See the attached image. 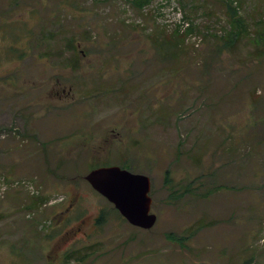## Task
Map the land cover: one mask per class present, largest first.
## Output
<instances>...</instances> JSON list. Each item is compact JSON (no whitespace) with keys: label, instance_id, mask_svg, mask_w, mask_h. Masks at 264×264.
I'll return each mask as SVG.
<instances>
[{"label":"rangeland","instance_id":"obj_1","mask_svg":"<svg viewBox=\"0 0 264 264\" xmlns=\"http://www.w3.org/2000/svg\"><path fill=\"white\" fill-rule=\"evenodd\" d=\"M237 1L227 49L223 0H0V264H264V0ZM107 167L151 179L152 229Z\"/></svg>","mask_w":264,"mask_h":264},{"label":"water","instance_id":"obj_2","mask_svg":"<svg viewBox=\"0 0 264 264\" xmlns=\"http://www.w3.org/2000/svg\"><path fill=\"white\" fill-rule=\"evenodd\" d=\"M85 180L94 191L111 203L133 227L152 229L157 216L151 213V179L119 167L92 170Z\"/></svg>","mask_w":264,"mask_h":264},{"label":"trees","instance_id":"obj_3","mask_svg":"<svg viewBox=\"0 0 264 264\" xmlns=\"http://www.w3.org/2000/svg\"><path fill=\"white\" fill-rule=\"evenodd\" d=\"M225 9L229 15L228 24L230 27V31L226 35L225 47L229 49L232 46H235L237 42L243 37H250L252 34L250 33V26L248 25L247 20L240 15V7L239 2L237 0H223ZM151 3V0H132V4L136 9L143 10L147 5ZM254 30L257 32L255 38L256 44L260 46L258 58H264V17L260 16L256 20L253 21ZM193 26L190 25L186 30L185 34H191L193 32ZM180 34V28L177 30V36ZM180 38V36H179ZM224 38V39H225ZM181 41H179V45ZM222 51V50H221ZM189 191V190H188ZM180 196L171 195L170 200H179ZM100 222V219L98 220Z\"/></svg>","mask_w":264,"mask_h":264},{"label":"flooded vegetation","instance_id":"obj_4","mask_svg":"<svg viewBox=\"0 0 264 264\" xmlns=\"http://www.w3.org/2000/svg\"><path fill=\"white\" fill-rule=\"evenodd\" d=\"M70 90L72 91V88H70ZM64 92H65V90H63V93H64ZM73 203H74V202H71V204H69L68 207L65 208V210H63L62 213H63L64 216H65V215L68 216V214H69V210H70L72 213H74V214L76 213V209H77V207H76V205H73ZM111 205H112V204H111ZM69 207H70L71 209H69ZM113 208H114L115 211H117V210L115 209V207H113ZM117 212H118V211H117ZM81 223L84 224L85 221L82 220ZM83 224H82V225H83Z\"/></svg>","mask_w":264,"mask_h":264}]
</instances>
